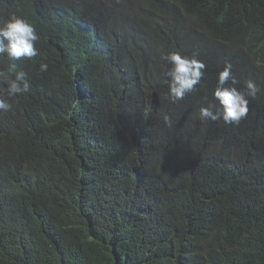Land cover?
Here are the masks:
<instances>
[{"label": "trees", "instance_id": "obj_1", "mask_svg": "<svg viewBox=\"0 0 264 264\" xmlns=\"http://www.w3.org/2000/svg\"><path fill=\"white\" fill-rule=\"evenodd\" d=\"M13 13L40 40L0 112V264H264V0H0ZM175 51L206 70L173 103ZM225 63L261 89L239 126L199 119Z\"/></svg>", "mask_w": 264, "mask_h": 264}, {"label": "clouds", "instance_id": "obj_2", "mask_svg": "<svg viewBox=\"0 0 264 264\" xmlns=\"http://www.w3.org/2000/svg\"><path fill=\"white\" fill-rule=\"evenodd\" d=\"M40 40L35 26L25 17L11 14L0 23V56H6L9 61L8 70L0 71V112L7 113L12 110V101L30 90L27 74L17 70V61L29 59L39 55L36 47ZM200 53L194 51L191 56L180 52H168L161 56V60L168 66L167 82L168 92L166 98L176 103L183 100L188 94L196 90L205 76L206 64L200 60ZM48 70V64L40 63V71ZM239 81L233 75L232 65L225 63L218 71L217 83L212 92L215 103L200 106L199 119L218 121L225 124L239 126L247 118L249 112V98L255 99L261 91L257 83L248 79L243 84V91L234 85ZM165 126L172 127L173 121L164 115Z\"/></svg>", "mask_w": 264, "mask_h": 264}]
</instances>
